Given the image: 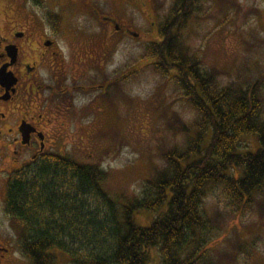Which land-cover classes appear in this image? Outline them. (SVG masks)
<instances>
[{"label":"trees","instance_id":"obj_1","mask_svg":"<svg viewBox=\"0 0 264 264\" xmlns=\"http://www.w3.org/2000/svg\"><path fill=\"white\" fill-rule=\"evenodd\" d=\"M195 1L178 0L158 27L159 39L146 49L156 71L175 83L196 112L197 121L192 124L180 121L174 112L166 120L171 131L185 135L184 149L177 147L163 154L166 165L146 179L143 195L118 199L120 208H112L118 211L116 218L87 225L95 245L84 253L68 251L54 235L62 228L47 215L60 210L62 214L65 204L54 192L56 179L49 180L56 169L64 173L71 170L77 180L97 186L107 179L106 170L53 153L32 174L13 179L5 209L14 221L22 223L20 250L33 264H55L56 250L65 253L69 264H149V250L155 247L162 264L235 263L241 254H250L239 241L226 259L219 256L215 263L209 260L208 253H216L212 240L219 238L227 218L222 213L209 216L204 200L210 185L223 184L233 220H240L246 206L252 211L261 205L264 214V69L259 63L252 65L253 69L244 64L238 78L223 86L218 79L223 72L217 67L203 69L184 37L196 13ZM219 3L222 10L237 9V3ZM49 20L62 18L55 14ZM113 78L104 74L97 80L108 84L101 98L111 99L123 87ZM248 137L255 138L256 150L241 148ZM139 211L158 216L150 226L140 227L134 219Z\"/></svg>","mask_w":264,"mask_h":264},{"label":"rangeland","instance_id":"obj_2","mask_svg":"<svg viewBox=\"0 0 264 264\" xmlns=\"http://www.w3.org/2000/svg\"><path fill=\"white\" fill-rule=\"evenodd\" d=\"M177 1L101 0V13L129 21L137 37H126L118 32L106 43L103 39L99 47L103 51L100 57L107 58L103 69L111 76L127 71L125 78H118L123 87L111 99L95 97L91 107L94 108L86 112L81 122L66 123L64 138L56 142L53 150L77 163L98 165L107 172V179L97 186L77 180L71 170L64 173L56 169L54 177H50L49 182L56 179L54 192L65 208H62V214L60 210L47 217L62 228L54 235L68 251L93 250L95 243L87 234L90 223L112 220L118 212H113L112 208H120L118 199L143 195L146 179L165 167L163 154L184 149L185 135L175 134L166 122L170 114L177 113L180 121L187 124L197 121L196 112L175 83L156 71L146 52L149 43L159 39L158 27ZM228 1L237 3V9L227 7L222 10L219 0H196V13L184 34L190 53L198 57L203 69L217 67L223 72L218 76L222 86L238 78L244 64L253 69L252 65L259 63L264 69V0ZM45 4L48 8L44 10L33 6V0H0L3 8L0 20L30 22L31 13L39 17L58 14L52 13L48 3ZM74 21L84 22L86 18L78 16ZM262 85L264 87V81ZM100 93L95 92V95ZM88 99L82 96L80 102L87 104ZM250 147L252 150L257 148L254 137L241 143L242 149ZM107 150L110 152L105 155ZM225 186L210 185L204 200L209 216L214 218L222 213L227 218L219 238L212 240L211 248L216 249V253H208V258L213 263L219 256L226 259L241 241L250 254H241L237 262L226 264H264L262 206L258 205L252 211L249 206L243 207L240 220H233ZM0 197L3 202L0 204V234L12 248L11 256H7L4 264L7 260L6 264H33L20 250L22 223L14 221L6 211L5 194ZM157 216L139 211L134 219L138 226L148 227ZM55 254V264H69L64 252L56 250ZM149 255V264H162L158 248H151Z\"/></svg>","mask_w":264,"mask_h":264},{"label":"flooded vegetation","instance_id":"obj_3","mask_svg":"<svg viewBox=\"0 0 264 264\" xmlns=\"http://www.w3.org/2000/svg\"><path fill=\"white\" fill-rule=\"evenodd\" d=\"M45 3L63 19L51 22L45 14L31 13L30 22L0 20V196L5 194V204L13 179L50 159L65 124L84 120L94 98L101 97L95 92H107V82L97 81L108 74L107 58L100 57L103 39L106 43L118 32L137 37L129 21L101 13V0H33L44 10ZM2 12L0 6V17ZM78 16L86 21H74ZM82 96L89 98L87 104L80 102ZM11 252L0 234V264Z\"/></svg>","mask_w":264,"mask_h":264}]
</instances>
